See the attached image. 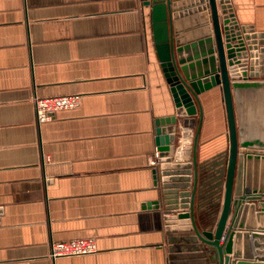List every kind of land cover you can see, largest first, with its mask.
Returning <instances> with one entry per match:
<instances>
[{
	"label": "crops",
	"instance_id": "crops-1",
	"mask_svg": "<svg viewBox=\"0 0 264 264\" xmlns=\"http://www.w3.org/2000/svg\"><path fill=\"white\" fill-rule=\"evenodd\" d=\"M146 1L0 0V264H169L165 215L145 205L159 198L155 121L175 106ZM174 2L181 22L205 12L196 0ZM229 4L238 25L264 34V0ZM34 95L81 101L37 126ZM194 104L196 116L176 117L173 162L198 134L195 218L207 227L220 214L218 171L229 146L222 88ZM240 233L247 237L236 248L264 264V239L255 249L250 232ZM77 239H93L97 253L47 257L51 242Z\"/></svg>",
	"mask_w": 264,
	"mask_h": 264
},
{
	"label": "water",
	"instance_id": "water-1",
	"mask_svg": "<svg viewBox=\"0 0 264 264\" xmlns=\"http://www.w3.org/2000/svg\"><path fill=\"white\" fill-rule=\"evenodd\" d=\"M174 1L145 2L155 53L175 106V115L155 121L159 198L145 207L165 215L169 264H179L181 258L195 259L187 264H259L244 254L245 247L241 253L236 246L247 237L241 231L250 232L255 249L257 240L264 239V34L238 25L229 0H196L205 3L198 7L205 12L182 22ZM208 21L209 26L183 34L190 25ZM216 86L223 92L229 146L218 171L220 214L215 225L205 227L195 218L198 134L192 148L183 150L182 162H173L176 117L196 116L194 100ZM178 242L189 246L178 248ZM179 249L193 254L179 256Z\"/></svg>",
	"mask_w": 264,
	"mask_h": 264
},
{
	"label": "built area",
	"instance_id": "built-area-1",
	"mask_svg": "<svg viewBox=\"0 0 264 264\" xmlns=\"http://www.w3.org/2000/svg\"><path fill=\"white\" fill-rule=\"evenodd\" d=\"M81 97L69 95L60 97L41 98L33 96L31 102L37 126L51 121L56 113L72 110L79 106ZM157 151L154 153L157 158ZM96 242L93 239H77L65 242H51L47 257L55 261L60 258L89 256L97 253Z\"/></svg>",
	"mask_w": 264,
	"mask_h": 264
},
{
	"label": "rangeland",
	"instance_id": "rangeland-1",
	"mask_svg": "<svg viewBox=\"0 0 264 264\" xmlns=\"http://www.w3.org/2000/svg\"><path fill=\"white\" fill-rule=\"evenodd\" d=\"M246 249H247V248H246ZM244 254L248 255V254H247V250L245 251V253H244ZM248 256H250V255H248ZM251 258H252V257H251Z\"/></svg>",
	"mask_w": 264,
	"mask_h": 264
}]
</instances>
